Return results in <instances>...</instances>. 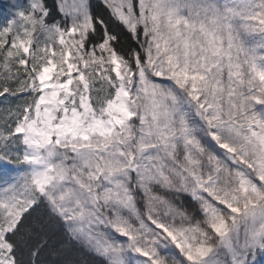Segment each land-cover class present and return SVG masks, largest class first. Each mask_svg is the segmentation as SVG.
I'll use <instances>...</instances> for the list:
<instances>
[{"label": "snow or ice", "instance_id": "1", "mask_svg": "<svg viewBox=\"0 0 264 264\" xmlns=\"http://www.w3.org/2000/svg\"><path fill=\"white\" fill-rule=\"evenodd\" d=\"M0 264H264V0H0Z\"/></svg>", "mask_w": 264, "mask_h": 264}, {"label": "trees", "instance_id": "2", "mask_svg": "<svg viewBox=\"0 0 264 264\" xmlns=\"http://www.w3.org/2000/svg\"><path fill=\"white\" fill-rule=\"evenodd\" d=\"M92 3L95 5V4L99 3V0H92Z\"/></svg>", "mask_w": 264, "mask_h": 264}]
</instances>
